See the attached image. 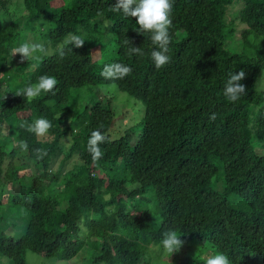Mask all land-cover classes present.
Returning a JSON list of instances; mask_svg holds the SVG:
<instances>
[{
    "label": "trees",
    "instance_id": "1",
    "mask_svg": "<svg viewBox=\"0 0 264 264\" xmlns=\"http://www.w3.org/2000/svg\"><path fill=\"white\" fill-rule=\"evenodd\" d=\"M116 3L0 0V203L27 217L24 231L11 234L0 215V253L27 264L28 250L71 260L87 248L93 264H166L147 246L174 229L185 243L167 264H205L217 253L230 264H264V0H237L238 10L235 0H174L170 62L160 69L150 34ZM69 32L85 43L65 45L61 58ZM29 34L48 54L15 62L11 50ZM133 46L144 54L129 56ZM112 63L132 72L106 80L100 72ZM241 69L246 94L230 102L223 87ZM45 74L56 78L55 94L31 102L15 95ZM110 84L145 107L115 137L124 106L117 111L113 96L91 91ZM38 118L52 124L44 137L26 127ZM93 130L107 137L96 162L87 147Z\"/></svg>",
    "mask_w": 264,
    "mask_h": 264
},
{
    "label": "clouds",
    "instance_id": "2",
    "mask_svg": "<svg viewBox=\"0 0 264 264\" xmlns=\"http://www.w3.org/2000/svg\"><path fill=\"white\" fill-rule=\"evenodd\" d=\"M173 2L174 0H117V3L113 7L114 11H122L126 17L135 18V23L139 26L138 29H135L138 33L150 34L148 38L156 46L151 51V59L157 69H160L170 62V57L167 53L171 43L170 28L173 26ZM105 23L107 24V21ZM37 27L39 28L40 25H37ZM46 27L47 25L45 24L42 30H46ZM84 43L85 40L80 35L69 32L63 42L58 45L57 51L60 57L63 58L65 55V45H74L80 48L83 47ZM125 43L127 44L128 41H125ZM127 51L129 56L133 54L142 56L144 54L141 48L136 46L129 47ZM37 53L48 54V49L44 43L33 41L24 42L19 47H14L11 50L13 57L20 54V63H23L25 60H32ZM131 72L132 68L127 65L112 63L106 64L100 72V75L106 80H117L123 79ZM245 75L246 73L243 69L238 73L230 72L228 74V79L223 87V95L228 101L235 102L242 94H246V86L240 83L245 78ZM56 86V78L45 74L38 78L37 83L30 84L24 89L15 92V95L23 96L31 102L41 92L55 94ZM210 119H216L215 113L211 115ZM26 127L29 132L34 133L37 137H44L52 127V124L46 118H38ZM106 139L107 137L100 130H93L91 132L87 147L94 162L102 157L103 153L99 145L104 143ZM16 145L21 151L28 150V144L25 141H17ZM34 152L38 159H43L47 155V152L40 148L34 149ZM105 211H110V209L106 208ZM180 237L174 229L164 231L159 243H152L147 246L149 257L159 255L162 259L171 261L170 257L172 254L179 252L185 243ZM57 264H60V262H57ZM73 264H78V262L73 260ZM205 264H230V260L227 255L217 253L209 256L205 260Z\"/></svg>",
    "mask_w": 264,
    "mask_h": 264
},
{
    "label": "rangeland",
    "instance_id": "3",
    "mask_svg": "<svg viewBox=\"0 0 264 264\" xmlns=\"http://www.w3.org/2000/svg\"><path fill=\"white\" fill-rule=\"evenodd\" d=\"M237 0H235V3L233 4L232 7L234 9L238 10ZM236 5V6H235ZM231 16L228 15V18ZM232 19V17H231ZM236 25L243 27L244 23H242L240 20H236ZM44 27V26H42ZM33 36L29 34L28 41H32ZM261 42H264V38L260 39ZM264 44V43H263ZM96 48H94L95 50ZM98 53H95V55ZM95 59L100 60L101 57L97 56ZM16 61L15 62H20V54L16 55ZM257 87L259 90H264V70H262L258 82H257ZM92 92H95L98 94L99 92L104 95V98L108 99L110 97L113 98V104L115 105L117 111L121 108L123 109L124 106V113L123 115L117 120L115 123L114 127L111 130L110 135L115 137L119 136L122 134V132L129 126L135 125L139 119H142L144 116V103L134 97H132L129 93L127 92H121L117 90L116 85L110 84V85H101L99 87H95L91 90ZM85 101V100H84ZM84 103V102H83ZM119 105V107H118ZM264 109V106H263ZM254 148L258 152H262L261 149V142H259L258 139H254L253 141ZM11 189V188H10ZM11 191V190H10ZM9 191L6 192L8 194ZM241 200V199H240ZM237 199L231 200L233 204H236L238 206H242L244 204V201H240ZM26 212L22 207L16 208V210L7 203L3 202L0 203V215L2 216L3 223L5 225V233H11V234H19L18 230L22 233L24 231V228L26 226ZM16 227V228H15ZM210 252L209 250L206 251V255L209 256ZM90 255L88 253L87 248H84L80 254H78L75 258L71 260H58L56 257H45L39 254H36L33 251L28 250L27 251V264H57V262H60V264H73V260L77 261L78 264H93L90 261ZM212 256V255H211ZM162 263H168L167 260H164ZM0 264H11L10 259L0 253Z\"/></svg>",
    "mask_w": 264,
    "mask_h": 264
}]
</instances>
